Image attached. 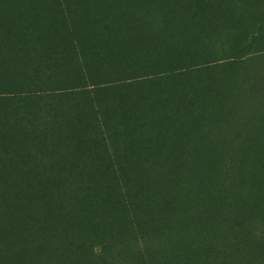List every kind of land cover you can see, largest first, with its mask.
I'll return each instance as SVG.
<instances>
[{
  "label": "rangeland",
  "instance_id": "374dc122",
  "mask_svg": "<svg viewBox=\"0 0 264 264\" xmlns=\"http://www.w3.org/2000/svg\"><path fill=\"white\" fill-rule=\"evenodd\" d=\"M5 94L0 213L37 253L264 264V0H0Z\"/></svg>",
  "mask_w": 264,
  "mask_h": 264
},
{
  "label": "trees",
  "instance_id": "16d2710c",
  "mask_svg": "<svg viewBox=\"0 0 264 264\" xmlns=\"http://www.w3.org/2000/svg\"><path fill=\"white\" fill-rule=\"evenodd\" d=\"M10 96L0 95V101L7 99ZM9 155V154H8ZM6 162L8 159H1ZM3 173H6L5 166L2 164ZM6 182H9L7 180ZM6 186V185H5ZM24 208L22 214L19 216L21 221L25 217ZM19 219V218H18ZM15 217L7 212L0 213V264H12V261L17 259V255L13 256V252L20 253L21 264H68L69 259L66 255H59L52 253V250L47 246V254L42 252L37 253V248L44 243L42 237L38 236V228L33 225L22 223H15ZM26 235V239L22 235ZM59 247V246H58ZM1 254H8L6 258H2Z\"/></svg>",
  "mask_w": 264,
  "mask_h": 264
}]
</instances>
